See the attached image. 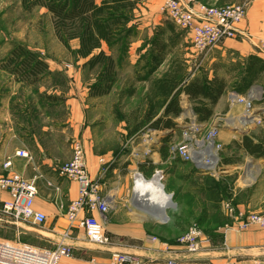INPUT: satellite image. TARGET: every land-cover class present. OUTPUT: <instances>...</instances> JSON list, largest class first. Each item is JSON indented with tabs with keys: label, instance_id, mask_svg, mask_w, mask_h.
I'll return each mask as SVG.
<instances>
[{
	"label": "rangeland",
	"instance_id": "obj_1",
	"mask_svg": "<svg viewBox=\"0 0 264 264\" xmlns=\"http://www.w3.org/2000/svg\"><path fill=\"white\" fill-rule=\"evenodd\" d=\"M34 1L0 0V25L4 28L0 35V108L2 109L0 117L5 115V120L9 123L8 126L0 128V151L4 154L3 157L10 155L15 148L21 146H26L31 153L36 154V161L32 158H20L26 159L25 163L34 162L33 165L40 167V170L32 167L34 174L31 178H27L35 180L40 196H42V187L52 188L47 182L50 179L58 183L70 182L67 178L58 176L57 172L52 178L47 179L45 177L47 165L41 161L43 157L51 159L53 162L51 164L57 171V167L71 157V140L75 137L83 138L81 135L83 125L90 127L89 136L85 140L92 141L91 148L99 156L114 159L117 155L121 157L134 149L135 153L131 157H150L153 149L162 150L164 147L167 149V144L178 140L181 133L177 129L175 133L167 135L168 140L165 143L162 137L164 138L169 130H160L159 138L162 144L159 147L148 145L146 141V135H149L147 139L151 138V140L157 137L153 131H148L153 130L148 119L155 118L162 112L167 100L164 85L171 87V84H174L176 85L174 90H177L183 84L195 79L216 78L224 84L223 101L211 107L213 114L203 123L207 126L217 123L219 125L218 135L223 143V150L220 153L222 166L217 176L199 174V201L200 205L204 203L210 209L211 218L217 219L221 202L225 199V190L228 184L234 181V174L231 178L222 176L228 171L224 166L225 163L230 160L229 162L236 165L240 164L243 166V172L249 167L255 169L260 165L257 159L239 148L238 144L241 143L244 135H250L264 147V72L259 74L245 92L240 93L245 95L252 89H260L261 99L253 102V115L259 120L249 125L244 130L245 134L232 132L233 127L243 130L240 123L243 124L246 115L242 116L240 104L230 105L228 93L243 85L244 79H249L245 70L248 56L244 57L228 51L215 53L219 44L214 48L213 53L211 52L201 61L193 55L187 34L173 27L159 10H155L153 21L161 22L165 29L161 34L133 29L125 40L126 47L120 45L109 47L102 42V47L94 50L93 54L103 50L105 55L111 57L112 66L107 65V59L90 66L87 62L91 56L86 58L77 56L78 47L71 40L68 41V48L64 46L55 35L51 13L45 7L34 4ZM136 4L133 8H136ZM208 4L212 5V3ZM132 9H130L132 17L130 21L135 26L143 19L134 18ZM176 38L179 39L178 44L175 45ZM130 40L150 43L144 55L141 54L136 62L132 61L134 58L131 56L139 51L128 49ZM16 44H23L46 62L47 68L42 74L21 81L20 75L17 78L9 72L10 66L7 60L5 61V57ZM161 79H164L163 84ZM94 83H100L101 89H105L106 83H110L108 92L95 94L91 89ZM168 91L171 89L169 88ZM205 102L210 106L207 101ZM197 103L198 100L193 101L192 107ZM168 117L176 127V121L179 122L176 120L177 116ZM14 121L21 123L24 129L14 130L11 127L13 125L11 122ZM29 157H31L30 153ZM112 165L114 162L108 168V174L107 171L104 173L111 182L114 179V174L110 171ZM243 175L245 174H241L242 178ZM235 176H238V172ZM165 178L162 181L164 191ZM186 184L190 186L189 179ZM112 186L110 183L107 187L112 188ZM132 188L131 176L123 195L127 204L136 207L137 202ZM206 188L213 190L206 193ZM184 196L189 197L186 194ZM159 197L166 198L162 193ZM177 198L171 193V200L168 201L165 209L167 214L171 212V207H175ZM155 200L153 199V202ZM187 201L189 202L188 198ZM156 203L155 201L154 204ZM12 221L2 213L1 205L0 239L40 248L52 246V242L41 230L42 226H35L39 231L30 233L25 230V223ZM201 222L202 217L190 224L201 225Z\"/></svg>",
	"mask_w": 264,
	"mask_h": 264
},
{
	"label": "crops",
	"instance_id": "obj_2",
	"mask_svg": "<svg viewBox=\"0 0 264 264\" xmlns=\"http://www.w3.org/2000/svg\"><path fill=\"white\" fill-rule=\"evenodd\" d=\"M161 1L162 0H137V4L135 3L136 8L132 9V14L134 18L143 19L144 22L142 20L140 24L136 23L134 26L132 22L129 21L128 27L136 30H146V32L154 31L153 34H161L163 30H165L162 27L163 25L161 22L157 23L153 21V17H155L154 12L155 10H159ZM202 1L216 5H225L240 3L243 0ZM3 29L4 28H1L0 25V35L3 33ZM237 30L239 32L236 38L224 40L215 49V53L228 51L235 52L244 57L255 55L264 59V49H261L259 46V42L264 40V0H253L251 2L244 18L237 25ZM187 36L189 37V34H187ZM178 39L179 38H176L175 45ZM71 41L78 47V39H72ZM128 45V49L139 51V53H131V57L134 58L132 61L136 62L141 54L144 55V51L150 46V43L148 41L142 43L140 40H130ZM222 101L223 95L219 98L216 105H218V103L220 104ZM1 110L0 108V113ZM3 114H5V112H3ZM5 118V115L0 117V128L9 125ZM11 125L14 130L24 129L22 124L18 123V121L11 122ZM89 128V126L83 125L81 130V135L83 136L82 140L85 146L87 170L92 178H100L102 182V192L111 193L113 196L112 208L106 215V218L103 220L100 215L96 214V217L100 220L109 234L110 242L105 246L88 243L81 230L73 229L72 236L68 239V242L73 246V253L71 256L61 258L58 264H113L110 259L111 252L134 253L140 256L144 261L153 264H161L169 257L197 262L233 259L235 262L234 264H264V247L262 246L263 234L260 227L257 224H250L245 229L239 230L233 222L226 217L222 209L218 211L217 219L211 218V211L207 208V205H204V203L200 205L199 173H197L189 163L175 161L166 167V192L163 191L165 193L169 192L173 195L175 194L178 198L175 207H171V205L168 206L169 208L171 207V212L169 214L164 210V216L159 217L161 221L154 220L147 216L146 214H150L138 207L139 203H136V207L127 204L123 194L127 189V183L131 179L132 171L139 170L145 177H148L149 166L146 162H151L154 167H165L163 162L166 157L163 158L161 156L160 149H153L150 157H131L135 153L134 149H131L129 153L121 157L117 155L114 159H112L113 157L99 156V154L95 153L91 148L92 141L85 140V138L89 136ZM253 140L256 141L255 139ZM17 150H24L28 154L30 153L32 160L36 161V154L31 153L26 146L15 148L14 152H11L10 155L5 157H3L4 154L0 151V173L4 172L2 163L6 159L11 158V170L20 173L26 178H31L34 174L33 168L40 170V167L36 164L33 165L34 162L28 164L25 163L26 159L24 160L14 156ZM100 158L105 161H110L108 168L111 166V163L114 162L110 170L114 174L112 182L107 178L108 171L106 175L104 174L105 176L103 175V177H100L99 173L101 166L98 162ZM255 159L259 162V167L255 169L249 167L246 169V172H243L242 165H236V163L229 162L230 160L224 165L228 168V171L222 175L223 177L228 176L231 178L232 174H234V181L228 184L224 198L231 200L241 211L258 212L264 210V157H255ZM41 162L47 165V170H45L47 172V175L45 174L47 179H50V177L52 178V175H56V172L58 173V171L53 168L51 159L43 157ZM48 167L50 169H48ZM239 169H241V171H239ZM39 172L41 173V171ZM236 172H238V176H235ZM242 173L245 174L243 175L244 178L241 177ZM188 179L191 183L190 186L186 184ZM50 180L54 185L59 186V192H56L54 188L45 189L42 187V196H40L38 191V195L34 199V207L44 212L47 216L46 222L42 225L41 230L45 236L49 238L53 246L59 239L62 231L66 229L67 221L65 218V211L69 201L75 199L77 196V184L74 181L58 183L52 179ZM138 182L139 181H136L133 191L135 192V190H138L141 195H149L147 194L149 188L138 184ZM110 183L113 185L112 188L107 187ZM212 190L206 188L205 192L209 193L212 192ZM185 194L189 195V197H187L189 202L186 196H184ZM136 197L137 196L134 194V198ZM5 200H7V194L0 190V207ZM165 209H167V207ZM140 211H144L146 214L144 212L141 214ZM200 217H202L200 226L209 241L202 245L200 251L187 254L183 248L177 244V238L189 225H191L190 223H192V221L194 222V220H198ZM24 227L25 230L30 233L39 231L37 227L29 224H25Z\"/></svg>",
	"mask_w": 264,
	"mask_h": 264
},
{
	"label": "built area",
	"instance_id": "obj_3",
	"mask_svg": "<svg viewBox=\"0 0 264 264\" xmlns=\"http://www.w3.org/2000/svg\"><path fill=\"white\" fill-rule=\"evenodd\" d=\"M251 0L225 5H210L202 0H162L159 11L164 18L177 29L189 34L193 55L201 61L226 39H234L238 34L237 25L244 18ZM264 49V41L259 42ZM242 95L235 90L228 93L230 105L240 104L242 116H253L250 124H241V128L259 120L253 115L254 100L261 99V94L251 93ZM193 101L184 92L178 94L180 113L177 115L176 127L181 133L178 140L167 144V156L163 162L165 167H154L150 176L145 177L139 170L132 171L133 187L136 179H157L164 190L163 179L166 167L175 161L189 163L194 170L202 175L217 176L220 173L223 143L219 139V125H205L199 121L192 107ZM157 137L149 138L148 145H161L160 130L153 129ZM71 157L57 167L59 176L74 181L77 184V196L69 201L65 211L67 227L59 236L56 243L50 248L35 247L26 243L13 242L0 239V264H58L63 257L71 256L73 246L68 242L73 229H79L88 243L105 246L110 242V236L104 226L96 217L100 215L104 220L112 208V194L102 192L100 178H92L87 170L85 146L81 138L71 140ZM15 156L29 157L24 150H17ZM100 177L107 171L110 161L99 159ZM11 158L2 163L4 172L0 173V190L6 192L7 200L2 203V213L11 218L15 223H25L32 226H42L46 222V214L35 209L34 199L38 195L35 180L27 179L18 172L11 170ZM48 185L56 192L59 186L48 180ZM133 189V188H132ZM171 197V193H168ZM221 209L226 217L239 229L243 230L250 224H257L263 234L262 246L264 247V210L248 212L239 210L229 199L221 202ZM146 213V212H144ZM148 215V214H147ZM161 221L159 216H150ZM209 239L204 235L200 225L193 223L177 238L185 253L193 254L201 250L202 245ZM110 259L113 264H153L144 261L134 253L111 252ZM233 259L221 261L197 262L180 260L175 257L165 259L161 264H234Z\"/></svg>",
	"mask_w": 264,
	"mask_h": 264
},
{
	"label": "trees",
	"instance_id": "obj_4",
	"mask_svg": "<svg viewBox=\"0 0 264 264\" xmlns=\"http://www.w3.org/2000/svg\"><path fill=\"white\" fill-rule=\"evenodd\" d=\"M136 2L137 0H100L99 2L97 0H35L33 3L45 7L51 13L55 35L64 46L68 48L69 40L78 39L77 56L82 58L91 56L87 62L90 66L101 62L102 59H107V65L112 66L111 57L105 55L103 50H99L97 54H93V51L99 49L102 42L109 47L113 45L126 47L125 40L133 30L128 27L132 18L130 9ZM247 58L245 70L249 79H244V84L234 89L238 93L245 92L259 74L264 72V59L255 55H249ZM6 60L10 66L9 72L17 78L20 75L21 81L28 80L29 77L36 78L47 68L46 62L23 44L14 45L5 57ZM161 80L163 84L164 79ZM99 84L92 85L91 89L94 93H107L110 83H106L105 89H101L102 86ZM175 86L174 84H171V87L164 85L167 100L162 112L155 118L148 119L153 129L169 130L165 137H162L165 143L168 140L167 135L170 136V131L175 128L174 122L168 116L176 117L180 113L178 105L180 91H184L192 101L198 100L193 111L201 122L207 121L212 116L211 107L217 104L224 91V84L216 78L195 79L183 84L177 90H174ZM168 87L171 91H168ZM204 101H207L210 106ZM238 146L254 158L264 156V147L254 141L250 135H244ZM160 153L163 158L166 157L167 149L165 147L160 149ZM146 163L149 166V176L154 166L149 161Z\"/></svg>",
	"mask_w": 264,
	"mask_h": 264
},
{
	"label": "bare ground",
	"instance_id": "obj_5",
	"mask_svg": "<svg viewBox=\"0 0 264 264\" xmlns=\"http://www.w3.org/2000/svg\"><path fill=\"white\" fill-rule=\"evenodd\" d=\"M252 94L254 95H259L260 94V89H252ZM254 120L253 116L250 115H246L245 118L243 119V124H250L252 121ZM230 123V122H229ZM236 128V127H233ZM246 128L244 127L243 130L244 131ZM136 181H139L138 184L148 187V193L149 196L146 194L145 195H141L138 190L134 192L135 196H137L135 198L136 202L139 203L138 207L144 209L146 212H148L151 216H159V217H163L164 216V210L167 206V203H169L168 201H170V196L168 195V193H165L162 190L161 185L158 183L157 179H146V180H141V179H136ZM163 194L164 196H166V198L164 199H168V200H164L161 199V197H159L160 194ZM158 194V195H156ZM156 195V196H155ZM144 198H143V197ZM148 200H147V199ZM112 199V198H111ZM153 199H156L155 201L158 203L154 204ZM147 200V201H146ZM160 200V201H159ZM149 204H147V203ZM141 204V205H140Z\"/></svg>",
	"mask_w": 264,
	"mask_h": 264
},
{
	"label": "water",
	"instance_id": "obj_6",
	"mask_svg": "<svg viewBox=\"0 0 264 264\" xmlns=\"http://www.w3.org/2000/svg\"><path fill=\"white\" fill-rule=\"evenodd\" d=\"M232 132H238L240 134H245L244 131L238 130L237 128H231Z\"/></svg>",
	"mask_w": 264,
	"mask_h": 264
}]
</instances>
